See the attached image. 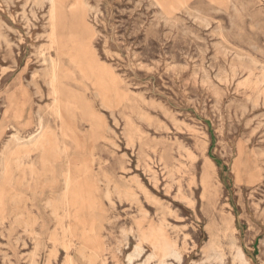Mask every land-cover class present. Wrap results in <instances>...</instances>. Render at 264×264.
Segmentation results:
<instances>
[{"label":"rangeland","instance_id":"374dc122","mask_svg":"<svg viewBox=\"0 0 264 264\" xmlns=\"http://www.w3.org/2000/svg\"><path fill=\"white\" fill-rule=\"evenodd\" d=\"M53 2L0 0V153L36 140L7 153L36 264H143L159 231L182 264H264V0ZM33 237L9 205L0 264H33Z\"/></svg>","mask_w":264,"mask_h":264},{"label":"bare ground","instance_id":"6f19581e","mask_svg":"<svg viewBox=\"0 0 264 264\" xmlns=\"http://www.w3.org/2000/svg\"><path fill=\"white\" fill-rule=\"evenodd\" d=\"M18 1V0H17ZM53 2V0H51ZM54 4V2H53ZM95 9V8H94ZM31 14V13H30ZM12 16V15H11ZM50 18V17H49ZM58 18V17H57ZM57 18H56V15H55V10H54V7L52 9V13H51V19H52V31L53 33L55 32L56 28H57ZM151 21V20H150ZM165 21V20H164ZM97 22V21H96ZM210 23V22H209ZM24 27V26H23ZM217 31V30H216ZM195 37V36H194ZM234 39V38H233ZM92 42V41H91ZM146 43V42H145ZM144 43V44H145ZM57 44V43H56ZM177 44V43H176ZM57 46V45H56ZM255 48V47H254ZM66 50V49H65ZM256 51V50H255ZM258 51V50H257ZM200 52V51H199ZM231 52V51H230ZM204 54V53H203ZM51 55V54H50ZM44 62H49L51 67L53 68V70L55 71L56 67H55V64H56V61H54L52 58L50 60H47V58H45ZM176 66V65H175ZM57 70V69H56ZM113 71V70H112ZM58 72V71H57ZM59 75V73H58ZM65 75V74H63ZM97 76V75H96ZM57 77V76H56ZM54 78V77H53ZM92 78V77H91ZM31 79V78H30ZM57 79V78H56ZM55 81V80H54ZM55 84V83H54ZM98 85V84H96ZM105 86V85H104ZM138 95V94H137ZM218 96V95H217ZM78 99V98H77ZM76 101V100H75ZM87 102V100H86ZM85 103V102H84ZM68 104V103H66ZM232 104V103H231ZM76 106V105H75ZM70 107V106H69ZM73 107V106H71ZM66 109V108H65ZM131 110V109H130ZM36 113V112H35ZM65 113V112H64ZM42 114V112H41ZM38 118V117H37ZM53 118V117H52ZM42 124V123H41ZM47 124V123H45ZM65 124V123H64ZM49 126V125H48ZM66 126V125H65ZM176 127V126H175ZM51 128V127H50ZM69 128V127H68ZM53 129V128H52ZM179 129V128H178ZM73 130V129H72ZM41 131V130H40ZM68 131V130H67ZM191 132V131H190ZM71 135V134H70ZM12 139V138H11ZM11 142V143H10ZM8 142L5 147L3 148V151L0 153V226L5 224V220L7 219V213L9 211V205L11 206V211H12V216H13V223L15 225H19L23 231L26 232V234H30L32 236L35 237V249H34V253L32 255L33 257V264H36L37 263V259L39 257V251H40V233L39 231H37L35 229V226H36V217H34L33 215H31L30 213L29 214H26L22 205H21V199H20V196L16 190V187H15V182H13V171H12V167L10 166V163H9V158L7 157V153L12 151V147L14 145H16V149H19L21 147H25L27 146V144H32V146L35 145L36 143V140L35 139H31V140H27L24 141L19 138L18 135H15V138ZM49 144V143H48ZM47 144V145H48ZM57 150L59 151H64V148H62L60 145L56 146L55 147ZM193 152L190 151V155L192 154ZM193 157H194V154H192ZM191 155V156H192ZM198 157V156H197ZM192 158V157H191ZM194 160V158H192ZM195 160H197L196 156H195ZM13 161V160H12ZM205 161V160H204ZM207 161V160H206ZM19 162V161H18ZM53 162V161H52ZM208 162V161H207ZM49 163V161H48ZM209 163V162H208ZM13 164V163H12ZM16 164V163H15ZM58 164V163H57ZM210 164V167H211V170H212V166H211V162L209 163ZM18 167V165H17ZM49 169L51 171H53V166L52 165H48ZM209 167V165H208ZM215 167V166H214ZM213 167V169H214ZM48 170V171H50ZM50 171V172H51ZM214 171V170H213ZM68 172V171H67ZM46 173V172H45ZM55 173V172H54ZM139 184V182L137 183ZM65 187H66V190H68L70 188V185H71V180L66 177L65 178ZM139 187L143 188V186L138 185ZM122 188H117V193L118 195H120V191ZM120 190V191H119ZM127 190H124L123 192H126ZM75 193V197H78V199H81L82 198H86V197H83V195L89 197L88 193H90L89 191V188L88 186H82L81 188L77 189V191H74ZM128 193V192H127ZM125 195V197L127 195H129V193ZM122 194V193H121ZM125 194V193H124ZM150 201L154 202L155 204H159V201L155 198H153V195H150L148 193V191L144 193ZM108 198H110V192L108 191L107 192V195ZM128 198V197H127ZM153 199V200H151ZM66 201L64 202L63 201V204L61 205L60 204V198L58 197H54L52 199H49V201L47 202V207L50 208L51 210V213L55 216L56 218V221L60 224L63 220L64 217H66ZM62 211L65 216H61L59 214V212ZM225 218V217H224ZM223 219V218H222ZM224 220V219H223ZM165 221V219H164ZM152 222V221H151ZM225 222V221H224ZM230 222V221H229ZM223 224V223H222ZM228 224V222H227ZM232 225V223H230ZM226 225V224H225ZM223 224V227L225 226ZM230 225V226H231ZM167 226H169L167 224ZM219 226V225H218ZM229 226V227H230ZM166 227V226H165ZM167 228V227H166ZM226 228V226H225ZM225 228H224V232H225ZM234 228V227H233ZM232 228V229H233ZM221 230V228H218ZM223 229V228H222ZM21 230V229H20ZM222 231V230H221ZM228 231V230H226ZM230 232H232L230 229H229ZM219 232V231H218ZM54 234L52 232L51 236H50V240L51 242L54 243L55 245V239H54ZM229 236V235H228ZM232 236V235H231ZM235 236V235H234ZM233 236V237H234ZM33 237V238H34ZM227 237V235H226ZM230 239V237L228 238ZM231 240V239H230ZM214 241V240H213ZM216 241V240H215ZM91 242H96L95 239H88V240H84L83 242V247H82V256H84V252L89 248L87 246V244L91 243ZM153 244H154V247H155V250L154 252H151L149 254V256L146 258V261L145 263L143 264H182L183 262V254H182V251H180V249L178 248L177 246V243H175L174 241H171L167 238L166 234H164V231H159V233L157 234V236H155V238L152 240ZM233 243L235 241H232ZM236 243V242H235ZM138 244H141V242H138ZM212 244V243H211ZM92 245V243H91ZM209 245V244H207ZM236 245V244H235ZM210 247L213 246V245H209ZM237 246V245H236ZM234 246V247H236ZM237 248V247H236ZM218 249V248H217ZM221 249V248H219ZM213 250H214V247H213ZM143 251H144V248L142 245H137L135 247V250L132 252V254L128 257V261L130 264H133V260H135L136 258H139L142 256L143 254ZM215 251H216V248H215ZM44 252V251H43ZM218 252V251H217ZM212 255V254H211ZM210 256V255H209ZM213 256V255H212ZM88 257V256H87ZM211 257V256H210ZM215 257V256H214ZM237 257L240 258V261H241V264H245L246 263V258H244L242 252L240 250H238L237 252ZM168 258H172L173 260H175V262H170L168 260ZM208 258V256H207ZM72 259V258H71ZM212 259V258H211ZM210 259V260H211ZM215 259V258H214ZM84 260V259H83ZM119 261V260H118ZM208 261V260H207ZM48 264L49 261L47 262ZM68 264H73L71 263V260H69L67 262ZM206 263V262H205Z\"/></svg>","mask_w":264,"mask_h":264}]
</instances>
